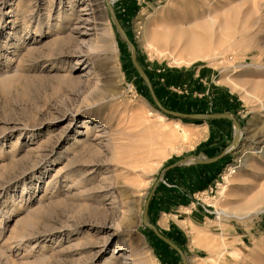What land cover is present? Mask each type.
<instances>
[{"label":"rangeland","instance_id":"rangeland-1","mask_svg":"<svg viewBox=\"0 0 264 264\" xmlns=\"http://www.w3.org/2000/svg\"><path fill=\"white\" fill-rule=\"evenodd\" d=\"M91 1L0 0V264H264V0Z\"/></svg>","mask_w":264,"mask_h":264},{"label":"bare ground","instance_id":"bare-ground-1","mask_svg":"<svg viewBox=\"0 0 264 264\" xmlns=\"http://www.w3.org/2000/svg\"><path fill=\"white\" fill-rule=\"evenodd\" d=\"M101 3H102V0H92L91 1V5H96L97 6V8H99L100 6H101ZM157 35H155V37H156ZM159 36V35H158ZM159 38V37H158ZM113 98V97H112ZM111 99V98H110ZM110 112H108V114H109ZM106 115V116H104L103 115V119H104V121H106L107 123H109V125H110V127H111V123H110V119L112 120V115H111V113L109 114V115ZM136 115V114H135ZM111 117V118H110ZM162 118H165L164 116H162ZM106 123V124H107ZM108 127V126H107ZM129 128V127H128ZM110 129V128H109ZM130 132V131H129ZM142 132V131H141ZM172 135H174L175 136V134L174 133H171ZM170 134V135H171ZM181 134V133H180ZM188 134V133H187ZM170 135H165L166 136V138H167V136H170ZM148 136V135H147ZM187 136V135H186ZM258 137L259 138H261V140H260V142L262 143V142H264V132L261 134V135H258ZM142 138H145L144 136L142 137ZM141 138V139H142ZM140 139V138H139ZM146 139V138H145ZM151 139V138H150ZM141 141V140H140ZM157 143H158V141H157ZM156 143H154L152 140H150V141H146V142H138V144H136V145H134L133 146V150H132V152L130 153V159H129V161L128 162H125L126 164H130V163H135L134 164V166L135 167H138L141 163H144V162H146V161H148V159L152 156V155H154V152H155V150H156V147H154V145H155ZM235 147H236V145H235ZM235 147H232V148H235ZM247 150H250L251 151V153H253L252 151H254L255 149H252V148H248V149H245V150H243L242 152H241V154H242V156L240 155V158L238 159V162H237V165H233L230 169H229V172L225 175V177H224V179H225V183L226 184H229V182L231 181L230 180V177H232L233 176V174L234 173H237L242 167H243V165H244V158L245 157H249V155L247 156V154H251V153H249V151H247ZM255 153H257V152H259V151H254ZM227 187H228V185H225V184H223L222 185V193H224L225 191H226V189H227ZM226 212V209H224V210H221L220 211V214L221 213H225ZM129 248V247H128ZM123 249H126V248H124L123 247V245H122V247H121V250H123ZM146 249H147V246H146V243L144 242V243H141V245H140V247H137V248H132L131 250H128L129 252H130V257H131V259L133 260V261H136L137 260V258L139 257L138 255H143V254H146L147 253V251H146ZM149 250V249H148ZM224 251V250H223ZM148 257V256H147ZM149 257H151V255L149 256ZM148 257V258H149ZM149 259H151V258H149ZM134 263V262H133ZM135 264V263H134Z\"/></svg>","mask_w":264,"mask_h":264},{"label":"water","instance_id":"water-1","mask_svg":"<svg viewBox=\"0 0 264 264\" xmlns=\"http://www.w3.org/2000/svg\"><path fill=\"white\" fill-rule=\"evenodd\" d=\"M216 160H218V157L217 158H214V159H209L208 161H204V162H213V161H216Z\"/></svg>","mask_w":264,"mask_h":264},{"label":"crops","instance_id":"crops-1","mask_svg":"<svg viewBox=\"0 0 264 264\" xmlns=\"http://www.w3.org/2000/svg\"><path fill=\"white\" fill-rule=\"evenodd\" d=\"M214 163H215V161H213V162H209V163H206L205 165H207V166H212Z\"/></svg>","mask_w":264,"mask_h":264}]
</instances>
